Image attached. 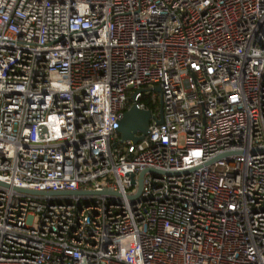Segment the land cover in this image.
<instances>
[{
    "label": "built area",
    "instance_id": "1",
    "mask_svg": "<svg viewBox=\"0 0 264 264\" xmlns=\"http://www.w3.org/2000/svg\"><path fill=\"white\" fill-rule=\"evenodd\" d=\"M0 264H264V0H0Z\"/></svg>",
    "mask_w": 264,
    "mask_h": 264
},
{
    "label": "water",
    "instance_id": "2",
    "mask_svg": "<svg viewBox=\"0 0 264 264\" xmlns=\"http://www.w3.org/2000/svg\"><path fill=\"white\" fill-rule=\"evenodd\" d=\"M156 91L160 94V108L159 115L154 116L150 109H139L136 104H133L128 110H126L119 121L118 132L120 133L121 142L136 144L143 140L149 132V126L152 121L157 124H162L164 122L163 118V99L162 91L160 88H156ZM225 155H220L216 159H220ZM147 172H156L153 169H147L140 174V190L142 188V183L144 176ZM20 192H24L34 196H60V195H85V194H110V190H103L100 192H88V191H37L29 189L16 188Z\"/></svg>",
    "mask_w": 264,
    "mask_h": 264
},
{
    "label": "trees",
    "instance_id": "3",
    "mask_svg": "<svg viewBox=\"0 0 264 264\" xmlns=\"http://www.w3.org/2000/svg\"><path fill=\"white\" fill-rule=\"evenodd\" d=\"M144 100L146 101V104H147L148 108L153 113H158L159 104H158V99L157 98H155V100H152V97L147 95V96L144 97Z\"/></svg>",
    "mask_w": 264,
    "mask_h": 264
},
{
    "label": "rangeland",
    "instance_id": "4",
    "mask_svg": "<svg viewBox=\"0 0 264 264\" xmlns=\"http://www.w3.org/2000/svg\"><path fill=\"white\" fill-rule=\"evenodd\" d=\"M149 96H151L152 99H154V97L158 99V104H159V107H158V108H160V95H159V93H157V92H153V93H152L151 95H149ZM158 110H159V109H158ZM154 114H156V113H154ZM120 141H121V139H120ZM121 146H122V147H126V145H125L124 143H121Z\"/></svg>",
    "mask_w": 264,
    "mask_h": 264
}]
</instances>
